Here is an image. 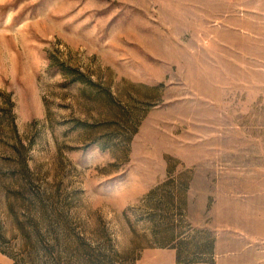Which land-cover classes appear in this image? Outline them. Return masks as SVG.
<instances>
[{"label":"rangeland","instance_id":"1","mask_svg":"<svg viewBox=\"0 0 264 264\" xmlns=\"http://www.w3.org/2000/svg\"><path fill=\"white\" fill-rule=\"evenodd\" d=\"M229 232L264 264V0H0V264H217Z\"/></svg>","mask_w":264,"mask_h":264},{"label":"crops","instance_id":"2","mask_svg":"<svg viewBox=\"0 0 264 264\" xmlns=\"http://www.w3.org/2000/svg\"><path fill=\"white\" fill-rule=\"evenodd\" d=\"M248 16L246 15H237L230 16L231 23L224 21L223 19L217 20L216 26V38L219 41L220 46L229 47L232 50V53L235 56L240 55H248L247 52L248 47L246 46V42L251 43L252 39H257V35L253 34V31L245 28V19ZM227 33L230 35L229 37H233L230 41L225 40L223 34ZM225 35V34H224ZM227 35V34H226ZM236 63H240L239 60H234ZM224 234H219V240L217 242V247L215 249L216 263L217 264H229L237 261L239 255L246 250V248H250L248 246V242H244L243 245H240L239 235L228 233V236H223ZM242 248V250H241ZM169 255L173 256L172 260L175 262L177 256V250H173L169 252Z\"/></svg>","mask_w":264,"mask_h":264}]
</instances>
